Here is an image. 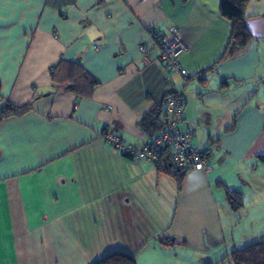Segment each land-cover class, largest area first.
<instances>
[{
	"label": "crops",
	"instance_id": "0c3cea01",
	"mask_svg": "<svg viewBox=\"0 0 264 264\" xmlns=\"http://www.w3.org/2000/svg\"><path fill=\"white\" fill-rule=\"evenodd\" d=\"M244 24L254 38L229 56L219 0H0V108L29 106L0 122V264H228L264 236V0L249 1ZM171 28L186 77L149 35ZM60 62L96 81L88 96L53 81ZM172 93L210 165L180 188L103 139L144 148L160 131L142 117Z\"/></svg>",
	"mask_w": 264,
	"mask_h": 264
},
{
	"label": "trees",
	"instance_id": "16d2710c",
	"mask_svg": "<svg viewBox=\"0 0 264 264\" xmlns=\"http://www.w3.org/2000/svg\"><path fill=\"white\" fill-rule=\"evenodd\" d=\"M187 1L189 0H181L182 3ZM249 1L250 0H219V13L231 26L229 40L224 51V53H228L229 56L245 49L254 38L244 24L245 10ZM51 76L54 82H58L59 85L64 86L66 89L76 91L77 95L80 96H88L92 86L96 84V81L86 74L84 69L75 62H60L59 65L55 67L54 73ZM80 83H84L85 87H77ZM78 89L82 90L78 91ZM173 94L178 93H172L168 96ZM178 95L181 96V94ZM168 96L163 99L164 102L162 104L156 105L142 117L141 125L144 129H149L151 131L157 129L158 131L161 130L164 124V118L166 117L163 105ZM28 109V105L17 107L9 101H6L0 108V122L9 117L22 115ZM260 159L264 163V156H261ZM153 163L157 172L172 177L175 179L178 187H181L184 176L189 170L177 168L171 162L168 153L159 154ZM228 194L233 204L239 203L240 194L238 192L229 191ZM155 240L164 246L176 244L175 238L173 237H156ZM225 261H227L228 264H264V236L257 242L232 250L221 263ZM95 264H135V260L133 256L125 254H111L102 258Z\"/></svg>",
	"mask_w": 264,
	"mask_h": 264
},
{
	"label": "built area",
	"instance_id": "2783aa9c",
	"mask_svg": "<svg viewBox=\"0 0 264 264\" xmlns=\"http://www.w3.org/2000/svg\"><path fill=\"white\" fill-rule=\"evenodd\" d=\"M149 35L159 47V62L168 71H177L186 77V72L179 67L178 56L186 49L177 28H171L167 38H161L155 29L149 30ZM145 52V47H139ZM165 120L160 132L151 138L142 149H136L124 144L121 138L113 134H105L103 139L121 155L134 159L146 158L154 162L161 153H168L171 162L179 169L206 172L210 169L208 153L193 144L194 131L189 128L183 131L179 128L184 111V102L180 95L167 97L165 104Z\"/></svg>",
	"mask_w": 264,
	"mask_h": 264
},
{
	"label": "rangeland",
	"instance_id": "374dc122",
	"mask_svg": "<svg viewBox=\"0 0 264 264\" xmlns=\"http://www.w3.org/2000/svg\"><path fill=\"white\" fill-rule=\"evenodd\" d=\"M263 55H264V53H263ZM258 241H259V240H258ZM249 244H252V243L249 242V243H246L245 245H249Z\"/></svg>",
	"mask_w": 264,
	"mask_h": 264
}]
</instances>
